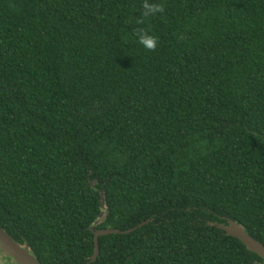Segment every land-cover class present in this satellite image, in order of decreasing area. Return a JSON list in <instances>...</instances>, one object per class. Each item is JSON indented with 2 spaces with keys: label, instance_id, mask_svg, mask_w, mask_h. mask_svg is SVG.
I'll return each instance as SVG.
<instances>
[{
  "label": "trees",
  "instance_id": "1",
  "mask_svg": "<svg viewBox=\"0 0 264 264\" xmlns=\"http://www.w3.org/2000/svg\"><path fill=\"white\" fill-rule=\"evenodd\" d=\"M143 2L0 0V227L40 264H264L206 224L264 245V0Z\"/></svg>",
  "mask_w": 264,
  "mask_h": 264
},
{
  "label": "water",
  "instance_id": "2",
  "mask_svg": "<svg viewBox=\"0 0 264 264\" xmlns=\"http://www.w3.org/2000/svg\"><path fill=\"white\" fill-rule=\"evenodd\" d=\"M104 205V199L102 197V204ZM105 214L102 212L99 215V221L102 222ZM97 222V223H98ZM150 220L140 223L134 228L120 231L118 229H94L91 228V232L94 236V253L92 260H96L99 255V244L98 238L101 236L112 235V234H128L149 223ZM227 224H221L217 222L208 221L206 224L209 227H216L223 231L227 236L233 237L241 242L248 251L258 255L264 262V245L259 241L252 238L240 225L232 220L226 219ZM0 251L5 257H9L14 264H40L34 256L30 253V249L27 244L20 245L15 242L10 235H8L3 228L0 227Z\"/></svg>",
  "mask_w": 264,
  "mask_h": 264
},
{
  "label": "clouds",
  "instance_id": "3",
  "mask_svg": "<svg viewBox=\"0 0 264 264\" xmlns=\"http://www.w3.org/2000/svg\"><path fill=\"white\" fill-rule=\"evenodd\" d=\"M143 16L151 17L155 14L161 13L163 8L157 3H153L152 0H144L142 4ZM137 41L140 46L145 50H155L157 46V38L153 35L148 34L147 32L141 31L137 33Z\"/></svg>",
  "mask_w": 264,
  "mask_h": 264
},
{
  "label": "rangeland",
  "instance_id": "4",
  "mask_svg": "<svg viewBox=\"0 0 264 264\" xmlns=\"http://www.w3.org/2000/svg\"><path fill=\"white\" fill-rule=\"evenodd\" d=\"M0 264H11V259L5 258L3 254L0 253Z\"/></svg>",
  "mask_w": 264,
  "mask_h": 264
},
{
  "label": "flooded vegetation",
  "instance_id": "5",
  "mask_svg": "<svg viewBox=\"0 0 264 264\" xmlns=\"http://www.w3.org/2000/svg\"><path fill=\"white\" fill-rule=\"evenodd\" d=\"M0 253H1V251H0ZM1 254H2V253H1ZM4 257H5V256H4ZM5 258H9V257H5ZM9 259H10V258H9ZM11 264H14L12 260H11Z\"/></svg>",
  "mask_w": 264,
  "mask_h": 264
}]
</instances>
